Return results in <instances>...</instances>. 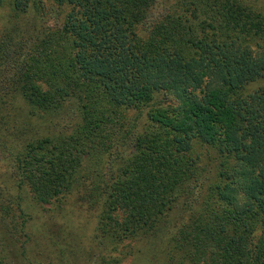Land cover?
Wrapping results in <instances>:
<instances>
[{"label":"trees","instance_id":"16d2710c","mask_svg":"<svg viewBox=\"0 0 264 264\" xmlns=\"http://www.w3.org/2000/svg\"><path fill=\"white\" fill-rule=\"evenodd\" d=\"M51 1L49 27L41 0H5L0 134L35 201L96 209L100 255L61 228L60 249L120 264L160 238L167 264H264V0H172L142 36L157 0ZM161 91L177 102L158 107ZM65 108L77 120L56 130ZM12 246L0 264H17Z\"/></svg>","mask_w":264,"mask_h":264},{"label":"rangeland","instance_id":"374dc122","mask_svg":"<svg viewBox=\"0 0 264 264\" xmlns=\"http://www.w3.org/2000/svg\"><path fill=\"white\" fill-rule=\"evenodd\" d=\"M171 1H156L145 21L137 26L139 35H145L152 22L164 15V11ZM41 4L44 10L42 16L46 25L54 26L60 14L58 8L51 0H41ZM27 17L30 16L20 15L19 19ZM10 19L14 20L10 16L4 0L3 3H0V25H7L8 21H11ZM157 94L153 98H161V95ZM161 94V101L157 102L158 107L160 105L165 109L171 107L173 102H177L172 94H168L166 91L164 93L161 91ZM131 115H133V110H128L127 117ZM49 119L50 116L49 118H39L35 126L41 130ZM144 119L145 114H142L140 120L144 121ZM76 120L75 113L68 108L62 109L58 117L53 119L56 122V130L65 131L69 130ZM14 145L13 141L0 134V240L5 246L13 245L12 248L16 249L17 254H20L19 257L11 258L12 261L16 260L17 264H85L83 258L74 259L68 256L63 248L60 249L63 243L55 236L60 228L67 233H74L77 238L82 240L84 247L88 246L90 238L92 240L90 248H94V256L100 255L102 251L98 246L95 247L92 231L96 209H90L87 202L75 194L64 197L60 203L52 201L48 204H41L35 201L25 187H18L17 183L10 178L8 160L10 151L12 152L16 148ZM107 160L108 163L113 161L110 157ZM22 227L26 235H23ZM142 240L129 244L130 249L120 264H167L164 243L160 238ZM120 247L119 244H115L114 249L112 246L113 250L110 249L111 251L106 252L115 257L120 254ZM122 250L124 249L122 248Z\"/></svg>","mask_w":264,"mask_h":264}]
</instances>
